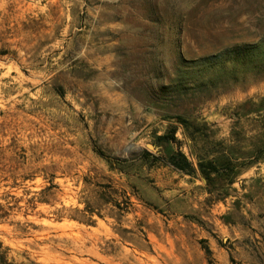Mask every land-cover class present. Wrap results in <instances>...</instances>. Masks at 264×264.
<instances>
[{"label":"rangeland","instance_id":"rangeland-1","mask_svg":"<svg viewBox=\"0 0 264 264\" xmlns=\"http://www.w3.org/2000/svg\"><path fill=\"white\" fill-rule=\"evenodd\" d=\"M262 39L264 0H0V264H264V72L208 60Z\"/></svg>","mask_w":264,"mask_h":264},{"label":"trees","instance_id":"trees-1","mask_svg":"<svg viewBox=\"0 0 264 264\" xmlns=\"http://www.w3.org/2000/svg\"><path fill=\"white\" fill-rule=\"evenodd\" d=\"M208 60H212L214 66H220V72L232 78L233 81L240 77H245L248 74H256L264 72V39L256 44H241L231 46L222 52L213 55ZM227 66V67H225ZM166 91L167 89H163ZM173 124L170 123L163 135L155 137L156 144L160 146H169L176 144L177 139L175 134L181 127L182 133L190 140V144L195 140V135L201 134L202 125L189 121L183 116L177 115L173 117ZM193 148V145H192ZM264 154V149L259 151ZM100 157L109 163V160L102 153H98ZM192 156L196 159V163L191 162L188 157L181 151L169 153L164 162L165 166L170 167L178 173L188 176H199L205 182V188L211 192L218 184L226 183L232 185L235 179L246 168L242 163L232 159L226 152L214 151L212 153L205 150L204 152L196 153L194 148L191 151ZM143 156L146 159L156 161L158 157L144 151ZM255 160H261L262 157L254 155ZM262 156V155H261ZM121 170V167L118 168ZM209 252V251H207Z\"/></svg>","mask_w":264,"mask_h":264},{"label":"water","instance_id":"water-1","mask_svg":"<svg viewBox=\"0 0 264 264\" xmlns=\"http://www.w3.org/2000/svg\"><path fill=\"white\" fill-rule=\"evenodd\" d=\"M148 148L151 149V150H155L153 146L151 145H148Z\"/></svg>","mask_w":264,"mask_h":264}]
</instances>
